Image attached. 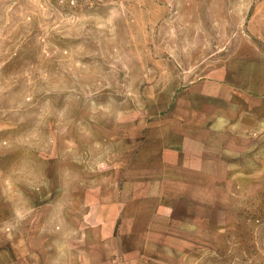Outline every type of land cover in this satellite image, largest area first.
<instances>
[{"label":"rangeland","instance_id":"1","mask_svg":"<svg viewBox=\"0 0 264 264\" xmlns=\"http://www.w3.org/2000/svg\"><path fill=\"white\" fill-rule=\"evenodd\" d=\"M253 47L264 0H0V247L39 220L78 238L91 206L127 201L150 107ZM236 123L229 180L165 182L177 208L127 258L264 264V108Z\"/></svg>","mask_w":264,"mask_h":264},{"label":"crops","instance_id":"2","mask_svg":"<svg viewBox=\"0 0 264 264\" xmlns=\"http://www.w3.org/2000/svg\"><path fill=\"white\" fill-rule=\"evenodd\" d=\"M255 107L264 108V48L259 47L175 90L170 103L150 107L120 191L130 195L127 201L103 200L91 206L78 238L63 239L59 225L47 233L45 220L2 228L8 240L0 247V264H136L140 259L126 256L138 252L142 259L143 245L155 236L154 230L166 229L168 217L163 221V215L177 208L176 202L163 198L165 182H176L175 190L186 188L185 183L179 186L182 182L229 180L230 152L236 151L238 141L236 122ZM179 192V197L186 195ZM100 212L101 220L94 222ZM127 224L129 231L121 233ZM110 240L117 245L112 251Z\"/></svg>","mask_w":264,"mask_h":264}]
</instances>
